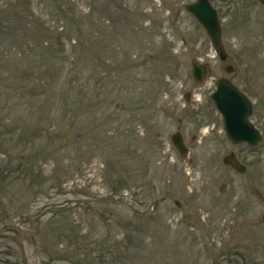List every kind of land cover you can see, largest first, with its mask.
<instances>
[{
	"label": "rangeland",
	"instance_id": "1",
	"mask_svg": "<svg viewBox=\"0 0 264 264\" xmlns=\"http://www.w3.org/2000/svg\"><path fill=\"white\" fill-rule=\"evenodd\" d=\"M192 1L0 0V264H264V117L240 174L210 100L235 63L261 125L264 6L212 0L220 61Z\"/></svg>",
	"mask_w": 264,
	"mask_h": 264
},
{
	"label": "water",
	"instance_id": "2",
	"mask_svg": "<svg viewBox=\"0 0 264 264\" xmlns=\"http://www.w3.org/2000/svg\"><path fill=\"white\" fill-rule=\"evenodd\" d=\"M264 4V0H260ZM187 9L190 10L198 19L205 25L207 28L214 45L220 50L219 52L223 56L221 52V48L219 46V28L215 16V11L209 6L207 0H198L194 4L187 5ZM193 65V76L196 80H200L205 74V68L202 64L197 63L196 61H192ZM228 69V68H227ZM218 90L213 93V98L218 106V108L222 111L225 119V124L229 136H233V131L236 128H239L238 131L242 135H239L237 139H247L250 142H255L259 140V137H256V133L253 127L246 121L243 116L240 123V119H238L237 111L235 112L234 107L238 104H244L246 107L245 115L249 111L248 100L245 96L240 93L233 85H231L227 80L220 79L218 82ZM231 101H230V99ZM240 105V106H241ZM235 126V127H234ZM249 132L254 135V138L249 137ZM232 138V137H231ZM174 143L178 146V148L182 151L183 146L180 142V137L177 134L172 136Z\"/></svg>",
	"mask_w": 264,
	"mask_h": 264
}]
</instances>
